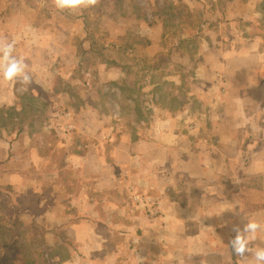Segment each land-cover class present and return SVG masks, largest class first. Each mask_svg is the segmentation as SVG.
<instances>
[{"label": "rangeland", "instance_id": "374dc122", "mask_svg": "<svg viewBox=\"0 0 264 264\" xmlns=\"http://www.w3.org/2000/svg\"><path fill=\"white\" fill-rule=\"evenodd\" d=\"M237 15L241 18H232ZM0 39L15 41L14 55L24 58L32 79L30 86L15 81L20 92H15L14 100L0 102V139L25 138L14 152L20 157L10 154L0 162L4 187L0 202L8 197L5 206L12 207V217L3 209L0 218L6 213V219L14 222L16 217L21 226L17 236L22 239L11 252H0V264H122V236H141L140 215L150 220L159 207L164 213L161 228L154 224L152 230L167 238L161 255L175 253L173 264H215L212 254L210 262L198 258V242L181 240L220 230L193 224L178 227L190 215L197 220L193 216H198L199 204H185L180 190L174 196L176 217L172 208L167 211V198L159 206V193L151 187V163L158 156L147 154L152 149L146 145L133 146L140 140L198 143L212 138L207 129L220 117L208 115L209 109L229 107V98L221 96L230 88L228 79L233 85L235 77L247 76L248 71L242 63L232 66L229 47L240 43L246 54L253 55L254 44L264 43V0H98L95 6L63 11H57L52 0H0ZM126 49L132 51L130 58L122 55ZM217 55L226 60L221 68L214 64ZM98 62L117 71L98 72L94 69ZM127 79L133 81L131 86L124 83ZM199 83H205L207 99L212 101L197 88ZM247 89L251 91V86ZM24 126L29 129V143L28 134L18 137ZM90 140L105 146L91 147ZM24 147L30 148L31 159L22 154ZM83 153L110 160L114 176L110 191L92 190L90 178L98 176L101 164L92 163V174L82 178L84 169L73 159ZM138 155L143 164L135 158ZM167 159L159 164L166 167ZM187 166L195 172L194 164ZM14 169L29 183L19 181L11 187L4 177ZM132 176H138L139 183ZM81 189L94 201L93 209L79 206L82 200L72 196ZM253 197L257 207L260 192ZM81 212H92L90 216L102 225L93 233L96 250L90 258L77 251L79 245L62 227L76 221ZM128 222L131 231L122 228ZM34 224L36 233L30 231ZM232 230L220 233L224 264H230L227 243ZM3 242L0 238V245ZM150 252L156 255L158 247Z\"/></svg>", "mask_w": 264, "mask_h": 264}, {"label": "crops", "instance_id": "0c3cea01", "mask_svg": "<svg viewBox=\"0 0 264 264\" xmlns=\"http://www.w3.org/2000/svg\"><path fill=\"white\" fill-rule=\"evenodd\" d=\"M248 5H251V3ZM232 18L240 19L241 16L237 15ZM244 49L245 46L240 43L229 47L231 52L229 56L235 62L232 66L237 67L242 63L246 65L248 71L247 76L235 77L237 81L234 80L235 83L233 85L230 84L228 79L230 88L227 86L226 91L223 93L225 95L221 96L229 98L230 101H227V103H230L229 107L220 108L213 106L209 109L208 115L214 114L220 117L207 129V132L212 133L211 139L198 143L174 140L160 142L158 139V141L140 140V142H135L133 146L138 148L139 144L140 147L146 145L152 149L147 154L158 156L157 162L151 163L152 176H154L151 187L157 190L154 191L156 194L159 193V206L167 198V211L172 208V213L176 217L179 214V210L175 209L177 203L174 200V196L180 190L183 191V199H186L185 204L191 203V201L199 204V214L198 216H193L197 220H192L193 218L190 215L189 218L182 219V226L178 227L185 228L193 224V226L202 230L218 229L220 233H224L225 228L243 227V224L250 220L257 221L262 225V229L257 232L256 238L249 242L248 259L242 261L239 256L233 255L230 251V264H254L253 252L257 248H264V43L262 45L254 44L253 55L246 54ZM131 52V49L122 50V55L130 58ZM258 52L262 54H258ZM225 62L226 60L220 59L219 55H217L214 64L220 67L225 65ZM29 69L28 66L26 70ZM94 69L98 72L117 71V68L112 65L99 62ZM73 80L71 79V83ZM116 81L122 82L120 79H116ZM127 81L128 83L126 80L124 83L127 86H131L130 84L133 81L129 79ZM196 86L203 90L207 101H212V99H207L209 95L206 92V87H204L205 83H199ZM248 86H251V91H248ZM15 92H20V88L16 86L15 81L0 83V102L14 100L16 97ZM252 98H254L253 101ZM182 113L184 114L185 111L183 110ZM177 114H180V112ZM223 119L229 125H226L227 123ZM80 129L81 127L76 128L75 133L79 134L81 132ZM28 131L29 129L24 126L23 132L18 137L28 134L27 137L29 139L30 133ZM19 139H0V162H5L10 154L12 158L21 156L19 152L16 156L14 154L16 147L21 145L22 139ZM28 139L26 138V140ZM22 141H25V138ZM29 141L30 139L28 143ZM87 143L91 147L105 146V142L102 141L90 140ZM121 145L122 141L118 144V147H122ZM187 145L191 147L190 151L186 147ZM83 146L86 145H78L81 148ZM107 146L109 147V145ZM25 148L27 147L23 148L22 154L31 159L30 148ZM199 148H202V150ZM190 156L192 159H188ZM163 157L168 158L166 167H163L164 164L162 162L159 164V160ZM135 158L140 160V164H143V159L139 155ZM114 159L118 160V157H114ZM73 162L78 167H83L82 178H87L92 174V163L101 164L102 168L97 171L98 176L90 178L93 180L92 190L99 193L111 190L114 176L111 173L110 160H106V157L99 161L90 154L83 153L74 157ZM189 163L195 165L194 173H191V170L188 169L187 165ZM160 171L164 175H159ZM19 172L21 171L14 169L4 177L13 188H16L19 181L29 183L26 178H21ZM132 178L135 183L139 181L138 176H132ZM256 191L261 194V197L258 198L260 202L257 207L256 200L253 197ZM72 196L82 200V205L79 206L94 208V201L87 196L83 189L76 191ZM225 208H229V213L227 212L226 215H223V209ZM191 212L193 211H190L189 214ZM154 213L156 214L153 216L155 218L151 217L150 220L140 215L139 220L141 223L138 228L141 230V236L131 237L130 239L122 236V264H173L172 261L176 259L174 258L175 253L167 252L161 255L164 248L168 246L166 236L154 235L155 231L152 230L155 227L154 224H159V228H161L164 213H162L160 207L159 209L155 208ZM90 214L92 212L85 215L81 212L76 221L62 225L67 231L68 239L75 241L79 245L77 251L88 253L85 258L93 257L94 250H96L93 243V233L96 228L98 229L102 226L101 222L93 219ZM167 216H169V213ZM128 225L129 222L125 225L122 223V228L128 229ZM128 230L131 231L130 229ZM232 232L234 233L232 234L233 237L235 232L233 230ZM220 233L214 230L213 235L205 233L204 235L186 236L182 237L181 241L184 243L185 240L187 244H191L194 241L198 242V258L203 260V262H206L207 259L210 262L212 254L215 264H224V251L223 246H221L223 240ZM100 241L99 238V243ZM217 245H219L218 249L216 248ZM156 247H158V252L153 255L150 249ZM130 248L133 249V252L128 255ZM206 248L209 249L208 252H206ZM132 259L134 262L131 261Z\"/></svg>", "mask_w": 264, "mask_h": 264}, {"label": "clouds", "instance_id": "9594fccd", "mask_svg": "<svg viewBox=\"0 0 264 264\" xmlns=\"http://www.w3.org/2000/svg\"><path fill=\"white\" fill-rule=\"evenodd\" d=\"M52 3L57 11H63L78 6H95L98 0H52ZM14 52L15 41L0 39V83L17 81L24 86H30L32 79L26 70L28 66L24 58L17 57ZM261 229L262 225L254 220L245 222L243 227H234L235 235L227 243L232 254L239 256L242 261L247 260L249 242L256 238L257 232ZM253 258L254 264H264V248H257L253 252Z\"/></svg>", "mask_w": 264, "mask_h": 264}, {"label": "trees", "instance_id": "16d2710c", "mask_svg": "<svg viewBox=\"0 0 264 264\" xmlns=\"http://www.w3.org/2000/svg\"><path fill=\"white\" fill-rule=\"evenodd\" d=\"M4 187H2L0 185V191L3 190ZM7 191H9L10 194H14L12 193L11 190H9V188L7 189ZM9 202V198L7 197L6 201L0 202V210L3 211V209H7V207L5 206L6 203ZM14 210V215L18 216L19 215V211ZM25 210V209H24ZM8 212V216L12 217V207H10L9 209H7ZM7 214L4 213L3 217L0 218V238H4L6 242H3L2 247H0V252H4V253H9L12 251L13 248L17 247V244L20 243V241L22 240L20 237L17 236V230L21 228L20 224L17 223V218H15V221L12 222L9 219H6ZM7 220V221H6ZM9 225V227H7L6 225ZM11 224V225H10ZM39 229H37L36 225L34 224L32 226V228L30 229L31 232H38ZM69 242V241H67ZM5 255V254H4Z\"/></svg>", "mask_w": 264, "mask_h": 264}]
</instances>
